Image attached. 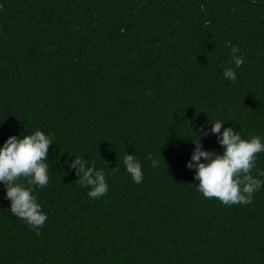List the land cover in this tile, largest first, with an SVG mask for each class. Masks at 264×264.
I'll list each match as a JSON object with an SVG mask.
<instances>
[{"label":"trees","instance_id":"16d2710c","mask_svg":"<svg viewBox=\"0 0 264 264\" xmlns=\"http://www.w3.org/2000/svg\"><path fill=\"white\" fill-rule=\"evenodd\" d=\"M216 121L264 143V0H0V147L53 142L47 186L19 181L47 216L39 235L0 182V264H264V152L248 205L205 199L186 166L196 136L223 153ZM75 157L106 195L88 196Z\"/></svg>","mask_w":264,"mask_h":264},{"label":"clouds","instance_id":"9594fccd","mask_svg":"<svg viewBox=\"0 0 264 264\" xmlns=\"http://www.w3.org/2000/svg\"><path fill=\"white\" fill-rule=\"evenodd\" d=\"M238 51V47H232L235 68L244 64V60L235 55ZM223 75L233 82L237 78L233 68L226 69ZM223 125V122L216 121L211 127V132L218 136L223 153L203 150L201 141L196 136L192 140L195 149L186 166L196 170L194 179L199 181L196 188L205 199L215 198L225 205H248L252 203L254 193L262 186V181L253 176L252 171L257 154L264 152V143L259 136L242 139L233 127L224 128L221 137ZM201 132L208 135L203 127ZM52 144L49 135L37 130L30 135L10 136L3 147H0V182L6 186V198L11 201V214L24 220L36 230L37 235L47 216L41 211V205L32 194L31 187H25L19 181L23 178L29 185H38L40 188L47 186L49 175L45 161H48L49 147ZM202 158L205 162H201ZM148 159L153 168L159 166V161L151 154ZM123 163L133 181L141 183L143 172L135 155L128 153ZM69 168L76 170L82 186L91 188L89 197L98 199L107 194L108 184L102 170L88 167L87 161L81 157H75ZM118 170V166L112 169L113 172ZM257 176H264V170H258Z\"/></svg>","mask_w":264,"mask_h":264}]
</instances>
